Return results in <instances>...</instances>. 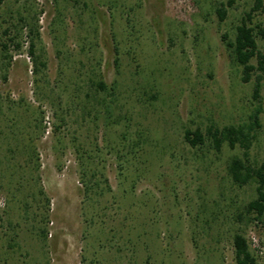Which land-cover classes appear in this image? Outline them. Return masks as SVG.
Listing matches in <instances>:
<instances>
[{"label":"rangeland","instance_id":"374dc122","mask_svg":"<svg viewBox=\"0 0 264 264\" xmlns=\"http://www.w3.org/2000/svg\"><path fill=\"white\" fill-rule=\"evenodd\" d=\"M228 1L0 5V264H237V234L264 264V217L245 214L257 184L228 171L235 157L264 164V82L258 128L255 80L242 82L226 44L255 0L221 22ZM212 127L244 128L251 148L215 150ZM41 187L51 206L29 223L17 202Z\"/></svg>","mask_w":264,"mask_h":264},{"label":"trees","instance_id":"16d2710c","mask_svg":"<svg viewBox=\"0 0 264 264\" xmlns=\"http://www.w3.org/2000/svg\"><path fill=\"white\" fill-rule=\"evenodd\" d=\"M4 1L5 0H0V5H2ZM237 1L238 0H229L227 5H221V8L218 9V15L221 22H224L227 18V7L230 8L234 6ZM257 12L264 13V0L254 1L252 12L247 14L246 19H244L243 23L236 29L235 40L228 41L226 44L232 61L235 65L242 68V82L250 83L253 79L255 80L253 100L258 107L252 116V120L254 126L260 128V115L262 113L261 92L264 82V51L260 50L258 39L264 42V24L255 26L252 24L253 15ZM223 38L224 40H227V36H224ZM15 47L19 50L20 44H17ZM4 48L5 51H8L9 49L6 44L4 45ZM29 54L34 60H36V46L33 41L30 43ZM9 59H11V57H9ZM253 61H256V64H253ZM5 79H7V76ZM98 88L103 92L109 90L104 82L98 83ZM112 90L115 91V88ZM208 133L212 139L214 148L217 151H220L222 145L226 142L231 149H235L238 144L246 150L251 148L252 138L250 137V133L244 128L227 127L220 130L212 127L209 129ZM185 140L192 148H197L199 145L205 143L204 134L200 129L196 131L187 130L185 133ZM248 163L249 162L246 160L235 157L229 164L228 171L233 183L239 187L247 186L252 182L257 184V198L247 205L245 214L250 218L249 222L262 221L264 217V164L255 168ZM39 168L40 165H38L37 169ZM37 195L39 198L33 196V199H30L26 196V198H22L18 200V202L16 201L17 203H20L21 209L23 210V216L27 218L26 220H28L27 222L29 223L35 222L31 219L33 213L40 212V214L38 213L40 216H42V214L47 216L51 206V200L48 198L42 187ZM46 209L47 211H44ZM238 219L243 221L244 215H239ZM10 224L12 225V222H10ZM35 230L40 240H47L48 231L46 224L41 226L37 223V225H35ZM234 248L237 264H257V259L252 253L247 239L243 235L237 234L234 236Z\"/></svg>","mask_w":264,"mask_h":264}]
</instances>
